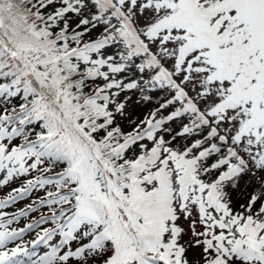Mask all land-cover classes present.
<instances>
[{"label": "snow or ice", "instance_id": "obj_1", "mask_svg": "<svg viewBox=\"0 0 264 264\" xmlns=\"http://www.w3.org/2000/svg\"><path fill=\"white\" fill-rule=\"evenodd\" d=\"M0 264H264V0H0Z\"/></svg>", "mask_w": 264, "mask_h": 264}]
</instances>
